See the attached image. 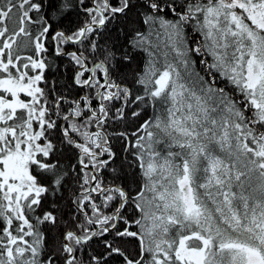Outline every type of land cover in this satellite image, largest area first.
<instances>
[{
  "label": "snow or ice",
  "instance_id": "6c2138e0",
  "mask_svg": "<svg viewBox=\"0 0 264 264\" xmlns=\"http://www.w3.org/2000/svg\"><path fill=\"white\" fill-rule=\"evenodd\" d=\"M0 264H264V0H0Z\"/></svg>",
  "mask_w": 264,
  "mask_h": 264
}]
</instances>
